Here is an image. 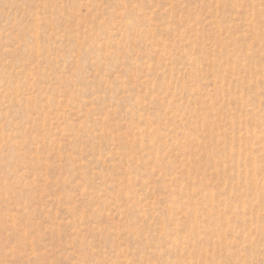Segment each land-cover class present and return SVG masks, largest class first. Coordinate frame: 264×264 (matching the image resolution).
Instances as JSON below:
<instances>
[{"label": "rangeland", "instance_id": "1", "mask_svg": "<svg viewBox=\"0 0 264 264\" xmlns=\"http://www.w3.org/2000/svg\"><path fill=\"white\" fill-rule=\"evenodd\" d=\"M0 264H264V0H0Z\"/></svg>", "mask_w": 264, "mask_h": 264}]
</instances>
